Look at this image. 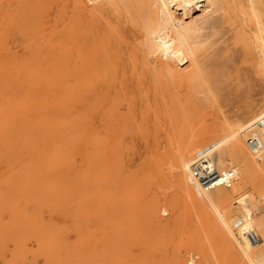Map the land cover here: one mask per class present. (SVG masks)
Instances as JSON below:
<instances>
[{
  "label": "rangeland",
  "instance_id": "rangeland-1",
  "mask_svg": "<svg viewBox=\"0 0 264 264\" xmlns=\"http://www.w3.org/2000/svg\"><path fill=\"white\" fill-rule=\"evenodd\" d=\"M84 12L0 0V67L30 76L29 141L0 120V264H248L179 168L216 143L236 169L229 126L264 110V69L228 23L207 43L105 12L90 39Z\"/></svg>",
  "mask_w": 264,
  "mask_h": 264
},
{
  "label": "bare ground",
  "instance_id": "bare-ground-1",
  "mask_svg": "<svg viewBox=\"0 0 264 264\" xmlns=\"http://www.w3.org/2000/svg\"><path fill=\"white\" fill-rule=\"evenodd\" d=\"M75 1L77 8L80 11H85L81 14L83 18L85 19V16H89L88 22L86 20L87 23L82 25L84 29L82 30L83 38H94L96 34L95 27L103 22L105 12H111L114 19H120L126 13L129 17H132L131 21L133 22V17H136L135 13H147L143 17H148V20L150 19L160 27L162 26L160 30L163 27L166 29H164L166 32H161L162 34L159 30V34L164 35L166 33V37L182 40L203 38L207 43L220 40L221 36L218 35L220 31L217 26L221 23H228L235 30L234 37L236 41L242 43V51L246 52L249 57L256 59L257 63L254 61V66L257 64L258 70L261 67L264 69V0H107L105 4L101 3L94 7L87 4L85 0ZM89 1L91 2L90 4H95L98 0ZM207 5L210 9L206 11ZM142 14L138 15V17ZM141 19L143 20V18ZM136 20L134 23L129 21V25L133 26L134 24L136 26ZM148 20H144L146 21L144 23L149 24ZM203 23H207L209 26L202 27ZM150 24L149 26H151ZM154 25L147 29L152 31ZM157 28L156 30H158ZM204 28H210V30L202 31ZM154 32L153 30L150 33L153 34ZM161 35L159 36L161 37ZM210 50L212 49L209 48ZM18 58L11 60L13 70L9 69L8 64H6L4 69L0 67V120L13 122L15 124V133L25 136L29 141L30 131L27 116L30 108V76L29 71L26 68L24 69L21 63H17L19 61ZM250 119L252 120V122L249 121L250 124H246L247 121H245L244 125H236L238 127L233 130L231 129L232 126H229L231 127L229 128V137L233 138V143L231 142L232 160L233 163L237 164L236 169H226V166L223 165L226 162L225 160H230L229 157L224 159L220 157L216 160L213 158V152L216 148L215 143L198 153L196 157L193 156L183 162L179 171L183 182L189 187L195 185L199 193L196 195L203 198L202 200H209L214 207L210 206L215 211L218 210L216 227L225 236L229 244L235 248V250H232H237L238 252L236 253L240 252L244 255L248 264H264V210H262V206L260 207L261 210H258L255 203L258 197L264 200V148L252 149L248 144L251 136L264 143V110L253 117L251 116ZM242 133L245 137L248 136L246 139L247 146L240 138ZM251 151L257 159L253 157ZM202 158L217 168L219 172L235 171L237 175L234 185L230 188L221 186L213 188L203 187L195 179L192 172L193 165L201 161ZM253 190L257 191V198L254 197ZM209 201L206 203H209ZM253 206H256V208ZM57 215L60 216L58 213ZM48 219L51 220V218ZM70 219L72 220V218ZM249 233H254L258 241L251 240L248 236Z\"/></svg>",
  "mask_w": 264,
  "mask_h": 264
},
{
  "label": "built area",
  "instance_id": "built-area-1",
  "mask_svg": "<svg viewBox=\"0 0 264 264\" xmlns=\"http://www.w3.org/2000/svg\"><path fill=\"white\" fill-rule=\"evenodd\" d=\"M248 144L252 149L264 148V143H261L257 138L252 136L249 138ZM192 172L195 179L206 188L219 186L230 188L234 185L237 175L233 170L219 172L217 168L212 166L204 158L193 165ZM248 236L251 240L258 241V238L254 233H249Z\"/></svg>",
  "mask_w": 264,
  "mask_h": 264
}]
</instances>
